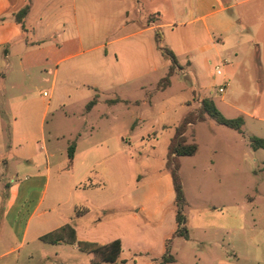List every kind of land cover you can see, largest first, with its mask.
I'll return each instance as SVG.
<instances>
[{"label":"crops","instance_id":"0c3cea01","mask_svg":"<svg viewBox=\"0 0 264 264\" xmlns=\"http://www.w3.org/2000/svg\"><path fill=\"white\" fill-rule=\"evenodd\" d=\"M252 1L258 0H0V79L3 89L6 88L9 74H26L27 80L31 81L35 74L31 75L30 71L38 72L41 67L48 65L56 67L54 71L44 69L49 75H54V85L59 76L63 88L75 85L76 91L89 88L97 94L87 99L84 108L80 106L75 113H71L77 127L74 131L76 144L71 147L59 144L64 137L59 133L53 134L40 149L30 146V135L34 136L28 130L34 120L33 103L28 98L23 102L24 109L20 111L22 121L16 126L17 132L12 135L14 139L7 146L0 144V153L6 150L13 153L11 158L16 172L33 173L23 183L15 184L12 179L14 186L10 188L11 195L25 190L24 200L30 204L27 209L22 207L20 212L12 216L3 209L0 190V261L17 253L5 264H45L42 262L46 256L45 248L40 245L44 243L42 237L59 232L67 226L74 229L78 242L107 245L120 240L121 255L126 250L138 251V246L142 245V248L155 249L159 251L160 257L163 256L164 235L172 234L176 229L172 209L175 191L172 176L167 169H163L148 187L154 190L152 208L141 206L134 213L124 212L113 219L102 217L89 220L94 210L100 211L112 205L109 200L104 201L102 206H93L94 197L102 196L107 190V186L99 190L102 185L93 180L94 169L103 166L107 175L114 168L130 163V150L126 147V144L130 146L129 139L123 138L122 132L113 133V122L121 121L125 114L135 110V128L137 121H144L148 116L144 107L157 106L154 98L131 100L118 95L114 90L129 88L130 82L143 90V78L163 68L164 54L156 42L157 30L164 29L172 33L181 31L187 38L186 51L180 48L183 43L180 32L167 38L169 50L174 53L179 68L186 67L189 72L204 73L215 60L224 62L222 82L234 77L235 80L239 78L240 82L244 81L248 91H242L241 95L248 99V107L238 105L237 100L231 104L224 98H221V103L228 110H236L246 118L264 121V16L247 15V5ZM54 5L60 11L68 8L72 17L71 25H63L65 33L59 35L61 41L52 44L53 35L49 33L30 38L25 27L30 18L36 17L38 26L50 27ZM26 7L29 10L22 24L16 15ZM237 8L242 12H236ZM101 10H105V15ZM252 10L256 12L253 7ZM62 14L63 19L65 14ZM98 16L105 17L108 25L102 35L94 29L99 22ZM105 40L106 43H103ZM98 48L105 49L100 56L108 60L107 69H99L100 73H106L100 79L92 75V65L98 56L91 54ZM84 56L87 59L83 64L68 66V63ZM170 66L171 61L169 69ZM84 71L85 76L78 78L73 74ZM203 86L201 90L209 87ZM17 87L12 84L10 89ZM99 88H106L108 93H116L117 96L103 100L97 91ZM205 98H199L198 103L188 100L182 106L191 109L197 104L199 108L201 100ZM63 100L69 102V106L73 105L71 97L63 96ZM94 100L95 103L88 107ZM13 105L17 106L18 103ZM62 107L65 108L66 104L63 103ZM49 111L48 104L40 117L39 136L42 139L39 143L44 141L43 126ZM2 127L0 113V134L3 133ZM164 127L169 128L171 125ZM2 165L9 167L8 160L0 154V176L6 174ZM53 176L55 188L51 191ZM119 181L117 196H125L126 187L130 189L129 184L124 176H120ZM161 185L166 188L162 199L157 193ZM137 191L138 187L135 195ZM65 196L67 199L63 201ZM64 204L67 208L61 212ZM170 208L173 213L166 214ZM157 230L164 232L153 241ZM11 238L17 242V247L9 245ZM4 245L5 250L2 248ZM26 245L32 248L25 252L26 256H22L21 250Z\"/></svg>","mask_w":264,"mask_h":264},{"label":"rangeland","instance_id":"374dc122","mask_svg":"<svg viewBox=\"0 0 264 264\" xmlns=\"http://www.w3.org/2000/svg\"><path fill=\"white\" fill-rule=\"evenodd\" d=\"M248 4V16H264V8L260 7L264 6L263 0L252 1ZM252 7L256 9V12L252 10ZM53 8L50 27L38 26V19L30 18L25 25L30 38L49 33L53 35L52 44L56 45L61 41V36L65 33L63 25L64 23L71 25L72 17L69 15L68 8L61 11L55 5ZM235 10L242 12L240 8ZM62 12L65 14L63 19L61 18ZM101 13L105 15V10H101ZM97 18L99 22L94 29L102 35L108 27L107 21L105 17L98 16ZM157 32L156 42L164 54L163 68L143 78L142 83L145 86L143 90H139L134 82L128 84L129 88L114 90L118 95L131 100L154 98L157 106L153 108L145 106L148 116L144 121L143 119L137 121L135 128H133L136 122L135 110L125 114L121 121L113 122V133L122 132V137L129 139L130 146L126 144V147L130 150L128 155L130 163L121 168H114L107 175L103 166L94 169L92 178L102 185L99 190L106 186L107 190L102 193V196L94 197V205H92L102 206L104 201L109 200L112 201V205L100 211L94 210L89 220L102 217L106 220H109V217L113 219L124 212L134 213L141 206L152 208L154 190L151 191L148 187L163 169H167L168 149L176 127L188 114L193 113L195 116L194 113L197 114L200 109L197 104L196 107L189 109L182 106V103L188 100L191 102L195 100L193 103H198L199 98L206 96L214 102L225 118L230 120L242 118L244 124L240 130L233 129L220 125L207 116L205 121H198L187 127L184 134L186 144H196L198 152L194 156L171 159V164L172 167L177 165L179 169L188 201L184 212L187 218L186 228L189 238L175 237L169 243L171 254L175 258V262L170 264H264V149H257L251 143L254 137L264 140V121L246 118L236 110H228L227 106L221 103V98H224L231 104L237 100L238 105L248 107V99L241 95V92L248 91V88L244 85V81L240 82L239 78L235 80V77L223 83L224 75L218 76L215 71L216 67L220 66L222 72L225 73V64L220 60L210 63V67L204 73H192L186 67L181 69L175 67L173 74L168 75L170 61L164 52L169 49L167 38L180 32V38L183 41L180 47L182 51L187 50V38L181 31L172 33V31L161 29ZM104 51L105 49L98 48L91 54L98 56L97 61L92 65V75L98 79L106 74L100 73L99 69L106 70L108 65V60L100 56ZM86 59V56L75 59L68 63V66H78ZM44 69L54 71L56 67L45 65L38 72L30 71L31 75L35 74L31 81L27 80L26 74H9L5 89L2 88L0 79V113L3 121L0 144L7 146L14 139L12 135L17 132L16 126L22 121L20 111L24 109L23 102L27 98L33 103L32 114L34 115V120L28 129L34 134V136L30 135V146L34 145L40 149L45 141L48 142L53 134L58 133L64 136L59 144L65 147L76 144L74 131L77 127L71 113H75L80 106L84 108L87 99H91L96 91L89 88L76 91L77 86L75 85H66L63 88L59 76L56 77L54 85V75H49ZM73 74L78 78L85 76L86 71ZM75 82L79 83V81ZM12 84L18 87L10 89ZM203 85L209 87L201 90L200 87H204ZM220 87L224 89L223 93H219ZM97 91L103 100L117 96L116 93H108L106 88H99ZM63 96L71 97L73 105L69 106V102L63 100ZM14 103L18 105L14 106ZM63 103L66 104L65 108L62 107ZM48 104L50 111L43 126L44 141L39 143L42 139L39 136L40 117ZM166 125H171V127H166V129L164 127ZM0 154L8 160L9 164V167L1 166L6 169V174L0 176L3 209L13 216L16 212H20L22 207L27 209L30 203L24 200L25 190L23 189L10 194V188L14 186L11 181L14 179L15 184L26 182L33 176V173L16 172L13 158H11L12 152L6 150ZM120 176H124L126 183L129 184L130 189L126 187L125 196H117ZM137 187L138 193L135 195ZM50 188L54 191V176ZM165 191L164 185L158 188L157 193L160 194L161 199L165 197ZM50 194L52 195L51 192ZM66 199V196L62 198L63 201ZM66 208L64 204L60 211L64 212ZM167 213H173L172 209ZM109 214L111 216H108ZM163 232L164 230L161 231ZM161 233L157 230L153 241L159 239ZM31 235L32 232L30 237ZM164 236L167 239L171 234L167 233ZM152 243L154 246L155 243ZM9 245L18 246L12 238L9 240ZM40 245L45 248L46 256L42 261L45 264H111L103 262L98 255L91 257L82 252L77 243L45 244L44 242ZM142 247L139 245L138 251L126 250L116 264H161L164 254L160 257L159 251L146 250ZM2 248L5 250V245ZM31 248L26 245L21 250L22 256H26L25 252ZM16 255L17 253L1 260L0 264H5L9 258ZM34 256L37 258L36 255Z\"/></svg>","mask_w":264,"mask_h":264},{"label":"trees","instance_id":"16d2710c","mask_svg":"<svg viewBox=\"0 0 264 264\" xmlns=\"http://www.w3.org/2000/svg\"><path fill=\"white\" fill-rule=\"evenodd\" d=\"M29 7H26L22 11H20L16 17L20 23L23 24V19L26 16ZM165 55L170 59L171 66L169 69L168 75H172L175 67H179L178 61L174 55V53L167 49L164 51ZM95 103V100L92 101L88 107H91ZM188 114L180 125L176 127L174 136L171 139V143L168 149V162H167V170L170 171L173 180V186L175 191V199L172 203V209L175 214L176 220V229L171 234L169 238L165 241V252L162 259L161 264H170L175 262L174 256L171 254V246L170 242L175 237H184L186 239L189 238L188 230L186 228L187 218L185 215V208L188 205V201L183 189V184L181 177L178 172L177 165L172 167L171 159L174 160L176 157L181 156H194L198 152V146L196 144H186L184 134L187 130V127L198 121H205L207 116L213 118L218 124L240 130L244 124L242 118L230 120L225 118L222 113L215 106L214 102L210 99H202L200 102V109L196 113ZM251 143L254 147L264 149V140L260 138H252ZM70 158L72 157V152L69 154ZM42 241L49 244H57V243H77L82 252H85L92 256H100L101 260L106 263L116 264L120 258L122 253V245L120 240H115L107 245H99L96 243L90 242H77L75 231L70 226L63 228L59 232L49 233L42 237Z\"/></svg>","mask_w":264,"mask_h":264},{"label":"built area","instance_id":"2783aa9c","mask_svg":"<svg viewBox=\"0 0 264 264\" xmlns=\"http://www.w3.org/2000/svg\"><path fill=\"white\" fill-rule=\"evenodd\" d=\"M215 71H216V74H217L218 76H221L222 73H223V72H222V68H221L220 66H217ZM219 92H220V93L224 92V89L220 87V88H219Z\"/></svg>","mask_w":264,"mask_h":264}]
</instances>
